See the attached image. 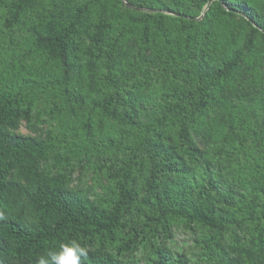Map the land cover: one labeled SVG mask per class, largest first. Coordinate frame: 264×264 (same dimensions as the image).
<instances>
[{"label":"trees","instance_id":"1","mask_svg":"<svg viewBox=\"0 0 264 264\" xmlns=\"http://www.w3.org/2000/svg\"><path fill=\"white\" fill-rule=\"evenodd\" d=\"M0 32L17 70L0 81V264L70 240L82 264H264V0H0ZM177 230L186 250L165 243Z\"/></svg>","mask_w":264,"mask_h":264},{"label":"rangeland","instance_id":"2","mask_svg":"<svg viewBox=\"0 0 264 264\" xmlns=\"http://www.w3.org/2000/svg\"><path fill=\"white\" fill-rule=\"evenodd\" d=\"M205 9L206 7H204L203 11ZM203 11L201 12V14L203 13ZM200 17L201 15H199L197 18H200ZM5 37L9 38V35L7 34L5 35ZM2 38L3 37L0 32V39ZM6 54H4L2 50H0V81L3 78L10 76L14 74L15 72H17V70L9 71L6 65H4L3 62L6 59ZM41 70L42 68L36 64V65H33L31 68H28L26 72L24 71L23 73L26 75L29 73L30 75H35L38 71H41ZM71 119L67 115H64V120L61 121L63 132L71 131L72 124L71 123L69 124L66 122V121L74 122V119L73 118ZM99 127L100 126L96 127L95 129H97L98 134H101L105 130V128L104 127L99 128ZM45 128L46 127L44 124H42V122L39 123L36 119H34L30 123L22 121L19 126V132L24 135H37V134H41L44 131L43 129ZM96 137H98L97 134H96ZM72 183L73 184L75 183L79 187L85 189L88 192V195L96 194V196L100 198L101 202H105V200L108 199V192L105 190V181H102L99 176L94 175L91 171L86 172V171H81L80 169H76L73 174ZM165 243L168 246H170V248H172L173 250H177V249L180 250L181 248L186 250L187 248H189V245L191 244V239L189 237V234L183 232V230H177L173 233L172 237L166 238Z\"/></svg>","mask_w":264,"mask_h":264},{"label":"clouds","instance_id":"3","mask_svg":"<svg viewBox=\"0 0 264 264\" xmlns=\"http://www.w3.org/2000/svg\"><path fill=\"white\" fill-rule=\"evenodd\" d=\"M88 254L87 246L77 240H70L61 243L58 249L39 256L36 264H82Z\"/></svg>","mask_w":264,"mask_h":264}]
</instances>
